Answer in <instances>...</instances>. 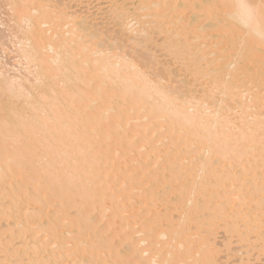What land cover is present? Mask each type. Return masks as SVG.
I'll use <instances>...</instances> for the list:
<instances>
[{
    "label": "bare ground",
    "instance_id": "obj_1",
    "mask_svg": "<svg viewBox=\"0 0 264 264\" xmlns=\"http://www.w3.org/2000/svg\"><path fill=\"white\" fill-rule=\"evenodd\" d=\"M6 4L32 79L0 66V264H214L248 182L264 239V0Z\"/></svg>",
    "mask_w": 264,
    "mask_h": 264
},
{
    "label": "rangeland",
    "instance_id": "obj_2",
    "mask_svg": "<svg viewBox=\"0 0 264 264\" xmlns=\"http://www.w3.org/2000/svg\"><path fill=\"white\" fill-rule=\"evenodd\" d=\"M1 1L2 0H0V5L2 6V7L0 6V28H1L0 29V36H1L0 40H1V38H3L2 41H4L6 38L7 39L5 42L0 41V66L1 67L4 66L3 69L5 68L4 70L10 71V73L12 72V69H14L15 73H16V75H14V76L15 77L18 76V78H19V79L15 78V80L16 79L17 80L23 79L25 81L26 79H24V78H27L26 77V75H27L26 71L23 69L22 63L20 64V62H18V60L19 61L21 60V62L23 60H22V57L21 58L18 57L19 54H18V51L16 50V47L19 46L16 43H18L20 41V37H22L21 36L22 34L20 35L18 33L17 34L14 33L17 28L15 26H13L14 25L13 21H8V20H11L10 19L11 13L9 12L10 10L8 11V8H9L8 4L5 5L6 0H3V2L5 1L4 3H2ZM74 8H76V7H74ZM74 8H73V10H74ZM11 18H12V16H11ZM9 22H11V23L9 24ZM14 27L16 28L15 30H14ZM17 32H21L20 29H19V31L17 29ZM3 34H4V36H3ZM13 35H17L19 40L16 36H13ZM4 37H6V38H4ZM8 39H10L11 41H9ZM3 43H5V44H3ZM17 49H18V47H17ZM14 51L17 54H15ZM13 60H15V61H13ZM3 64H5V65H3ZM19 65H21V66H19ZM6 67H8V68L6 69ZM7 73H9V72H7ZM10 73L7 75H11ZM29 76H28V81H29V78L32 79V77H29ZM28 81L23 82V85L24 86L27 85L26 82H28ZM27 91H29V87H28ZM234 170H236V169H234ZM245 171H246V173H240V175L246 174L247 176H251V177L253 175H255L254 177L260 182V184H264V167H259V168L258 167H256V168L252 167L250 169H246ZM248 183L244 186L243 189H242V187H240L236 190V192H234L236 194V197H231L230 201H227V202L223 201V204H221V206H223L224 209H226V212L231 210V212L237 213L236 218L239 220L238 224H240V223L244 224L246 222L245 224H247V226L244 227V225L243 226L240 225V227H241L240 231L244 232L246 230L247 232H249L248 239L245 241H243V240L239 241V238L237 235H235L232 232H227L225 230L224 225H225V223H227L228 219L227 218L225 219L224 217L219 219L216 223H214L212 225V228L209 229V232L207 233V235H208L207 238L209 240L213 241V244L215 242H217V243L218 242L219 243L225 242L229 246L227 247L228 250L226 248H224V251L222 249H220L223 252H221L218 249L215 250L216 253L212 257V261L214 262V264H223V263L225 264L228 261V259L225 260L226 257H228L230 255H234V254H235V256H236V254H238V256L243 255L242 253L244 250H243V247H241V245H244V246L248 245L250 252L252 254L248 257V262H245V264H264V239L258 240V239L252 238V235H253L252 228L254 227L255 224L260 222V218L257 216V215H259V213L256 211V207L254 206L255 204L251 199H253V197L260 196L261 194H260L259 190H256V189L253 190L250 183L249 184ZM164 185L167 186V184H165V183H164ZM171 185H175V183L171 184ZM145 202L147 203V205H151L148 203V201H145ZM152 205L155 206V204H152ZM167 207H169V206H167ZM175 214H176V212H174V211H172L170 213V215H174V216H175ZM262 226H264V225H262ZM162 229H161V231H162ZM220 246H221L220 248L223 247L222 245H220ZM240 252H241V255H240ZM232 263L234 264V262H231V260L228 261V264H232ZM235 264H236V262H235Z\"/></svg>",
    "mask_w": 264,
    "mask_h": 264
}]
</instances>
